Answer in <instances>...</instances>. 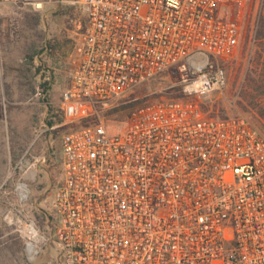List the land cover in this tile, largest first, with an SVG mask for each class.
<instances>
[{"label":"built area","instance_id":"2783aa9c","mask_svg":"<svg viewBox=\"0 0 264 264\" xmlns=\"http://www.w3.org/2000/svg\"><path fill=\"white\" fill-rule=\"evenodd\" d=\"M246 2L78 0L66 117L175 69L185 87L183 98L130 109L118 133L99 121L63 138L52 196L61 264H264V134L246 116L203 109L226 84L220 63L236 52Z\"/></svg>","mask_w":264,"mask_h":264},{"label":"rangeland","instance_id":"374dc122","mask_svg":"<svg viewBox=\"0 0 264 264\" xmlns=\"http://www.w3.org/2000/svg\"><path fill=\"white\" fill-rule=\"evenodd\" d=\"M243 13L236 52L220 63L226 84L211 92L203 109L219 117L246 116L264 134V40H255L264 0H247ZM80 20L78 0H48L40 11L0 5V264H61L52 196L68 133L101 121L115 134L133 107L184 97V75L175 69L109 108L86 106L66 117L61 95L79 61ZM19 184L27 188L24 199ZM30 225L45 239L37 249L28 242Z\"/></svg>","mask_w":264,"mask_h":264},{"label":"bare ground","instance_id":"6f19581e","mask_svg":"<svg viewBox=\"0 0 264 264\" xmlns=\"http://www.w3.org/2000/svg\"><path fill=\"white\" fill-rule=\"evenodd\" d=\"M18 192H19L21 198L26 197L25 196L27 194L26 186L24 184H19L18 185ZM27 231H28V234L32 236L34 243H37L40 241V236L32 225L29 226ZM31 248L33 249L34 247L32 246Z\"/></svg>","mask_w":264,"mask_h":264},{"label":"trees","instance_id":"16d2710c","mask_svg":"<svg viewBox=\"0 0 264 264\" xmlns=\"http://www.w3.org/2000/svg\"><path fill=\"white\" fill-rule=\"evenodd\" d=\"M255 40L256 41H263L264 40V14L260 13L259 18L256 24V31H255Z\"/></svg>","mask_w":264,"mask_h":264},{"label":"crops","instance_id":"0c3cea01","mask_svg":"<svg viewBox=\"0 0 264 264\" xmlns=\"http://www.w3.org/2000/svg\"><path fill=\"white\" fill-rule=\"evenodd\" d=\"M2 6H8V5H2Z\"/></svg>","mask_w":264,"mask_h":264}]
</instances>
